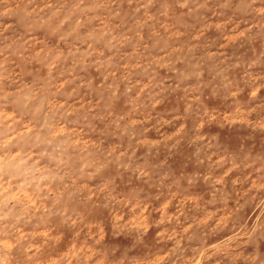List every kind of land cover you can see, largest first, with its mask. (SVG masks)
Returning a JSON list of instances; mask_svg holds the SVG:
<instances>
[{
    "label": "clouds",
    "instance_id": "clouds-1",
    "mask_svg": "<svg viewBox=\"0 0 264 264\" xmlns=\"http://www.w3.org/2000/svg\"><path fill=\"white\" fill-rule=\"evenodd\" d=\"M0 264H264V0H0Z\"/></svg>",
    "mask_w": 264,
    "mask_h": 264
}]
</instances>
